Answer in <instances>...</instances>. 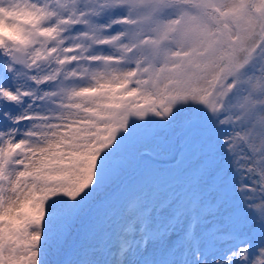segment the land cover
<instances>
[{"label": "snow or ice", "instance_id": "6c2138e0", "mask_svg": "<svg viewBox=\"0 0 264 264\" xmlns=\"http://www.w3.org/2000/svg\"><path fill=\"white\" fill-rule=\"evenodd\" d=\"M0 264H264V0H0Z\"/></svg>", "mask_w": 264, "mask_h": 264}]
</instances>
